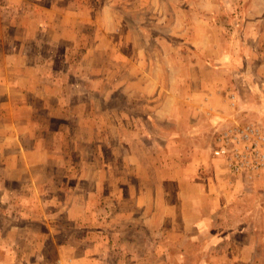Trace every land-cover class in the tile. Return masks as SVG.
<instances>
[{"label": "rangeland", "instance_id": "obj_1", "mask_svg": "<svg viewBox=\"0 0 264 264\" xmlns=\"http://www.w3.org/2000/svg\"><path fill=\"white\" fill-rule=\"evenodd\" d=\"M249 68L263 90L264 0H0V264H264V209L245 192L264 169L215 153L229 127L260 130ZM48 75L71 100L78 85L77 117L50 106ZM20 140L59 149L25 169ZM141 197L142 220L177 229L130 223Z\"/></svg>", "mask_w": 264, "mask_h": 264}, {"label": "crops", "instance_id": "obj_2", "mask_svg": "<svg viewBox=\"0 0 264 264\" xmlns=\"http://www.w3.org/2000/svg\"><path fill=\"white\" fill-rule=\"evenodd\" d=\"M244 74L245 75H243L241 77H238L239 78L238 80L241 81V79L243 78L242 84L248 86V88H249L248 90H249V93H250L251 98H252L251 99L252 100V106L254 108V109H252L254 111H250L248 113V116L249 117L252 116V117L257 118L258 120H260L259 122H261L262 125H261V127H259V126L258 127L260 128L259 131H260V133H261V135L263 137V140L262 141H263V145H264V102H263L264 101V93H263V95H259L261 93H258V92H261V91L264 92V83L262 84L263 85V90H259L257 92V88L255 87V85H256L255 83L256 82L254 81V79H252L253 78V75L251 74V68L247 69V71ZM41 80H43L44 82L45 81L51 82L52 87L54 89V91H50V90L46 91V94L55 96V97H53V99L55 101L53 103H51L50 106L52 108L58 109L60 111L66 110L63 113L67 115L68 108L66 109V103L69 102L70 105H71V111H69V112L72 114V117H74V118L77 117L76 115H77V112L78 111H74V110H75V108H76V110H78V108L80 106H78L79 104H76L75 105L74 98H75V96H76L75 94L77 92V91H75V89L78 88V85L75 84V83H72V85H73L72 90L74 89V93L72 95V100H71L70 98H68L63 93L61 94L60 91L62 89V86H64V84L62 82H59L58 78H54L53 79L51 75H48L47 77L46 76H43V78ZM240 81H237L236 83L239 84V85H241V82ZM263 81H264V79H263ZM19 82L20 81H17L15 83V85L21 87V85H19ZM57 86H59V88H60V91H58L59 92V95H58V93L56 91L57 90ZM22 88H24V87H22ZM26 88L27 87L25 86V89ZM231 97H232L231 98L232 104H235L236 103V100H237V94L236 93H232ZM13 108H15V106L12 105V109ZM245 122L246 123H253V124H255L254 121H250V120L245 121ZM27 127H28V125L18 126V124H16L14 127L13 126L10 127L9 134H11L13 136L12 137L13 140L15 139V135H16V137L19 136V138H21V135L22 134H26L27 133V131H26L27 130L26 129ZM189 134H190V136H192L191 131L189 132ZM31 138H33V137H31ZM121 144L123 145V142ZM19 145H20V149L23 150V153L26 156L24 158V162H23V166L25 167V169L28 168V167H30V166L39 165L40 164V162L37 159H33L31 157L32 154L42 153V154L45 155V152L48 149L47 151H48V153H50L49 154L50 155L49 156V160H51L52 159L51 157H52V155L54 153V152H52V150L53 149H59L58 142L55 144V146L51 144L50 146L47 147V146H44V144L41 143L40 140L37 143V148H38L37 150H32V149L26 147L21 140L19 141ZM40 146L43 147V148H41ZM126 149H128V146L126 147ZM9 159L10 160L8 161V164L13 163L14 160L12 159V157H10ZM60 162H63V160H61ZM44 163H45V161L41 160V164H44ZM50 163H51V161H50ZM263 169H264V167H263ZM256 181L257 182L254 183L253 185H250L249 184L247 187H245V190H246L245 192H248L251 196H255L256 201L259 204L258 206L256 204L257 207L254 206V210H253L254 213H257L255 211V207L256 208H261L262 207L264 209V179L261 178V179H257ZM239 185H240V183H239ZM237 192L238 191H233V194H236L237 196L239 194H241V193H237ZM145 194H146V192H144L143 197L145 196ZM246 195H247V193H246ZM37 196L39 198H41V199H44L42 197V195H40V192H38ZM143 197H141V198L138 199V202H137V205H136V208H137L139 214H136V216H134L133 211H129L130 214L128 215V218H129L130 223L132 222V224H136L138 226H147V228L152 229V230H161V229L162 230H176L177 229L176 221H174V220H172V222H174V223L173 224H169V225H160L158 223H153V222L148 221V220L147 221L142 220V218H144L146 215H148V213H153V210H154V207L152 208V203H147L145 201V199H143ZM47 203L48 202H46V201H44V203L41 202V206L42 207L48 206ZM75 206H73L74 209H75ZM201 224H203L204 228H206V229H209L210 228V225H208V222L205 225H204V222H201ZM187 228H189V227L186 226L185 227V230H187ZM192 228L193 227H190V229H192ZM94 244H96V246L98 247V246H100V241L96 240V242ZM97 244H99V245H97ZM234 244L237 245V246L247 245L245 243L242 244V243H239V242H235ZM159 245L160 244L156 245L154 243L152 245L153 246L152 247L153 248V251H156L158 253V255L160 254V250H159L160 246ZM144 246L145 245H143L141 247V245H139V244L137 245V248H136V251H137V253H136V259L137 260H139L140 255L143 253L142 251H145ZM98 252H101V251H98ZM102 254H105V257L100 256V259H101V261L99 260L100 263L101 262L106 263L107 261H110L111 260L110 253H109V250L108 249H107V252H103ZM153 254H155V253H153ZM95 260H98V259H95ZM117 261H120L119 258L117 259ZM57 262H58V264H65V263L78 264L79 261H78V259H75V257L72 256V255H71V257H65V256L60 255V258L57 260ZM83 262H84V260H83Z\"/></svg>", "mask_w": 264, "mask_h": 264}, {"label": "built area", "instance_id": "obj_3", "mask_svg": "<svg viewBox=\"0 0 264 264\" xmlns=\"http://www.w3.org/2000/svg\"><path fill=\"white\" fill-rule=\"evenodd\" d=\"M218 140L220 145L215 149L216 155H229L234 171L264 167L263 137L253 125L229 127ZM230 144L234 145L233 149H229Z\"/></svg>", "mask_w": 264, "mask_h": 264}]
</instances>
